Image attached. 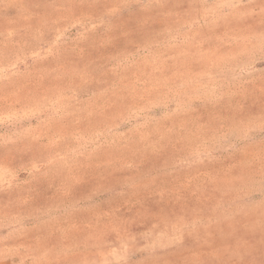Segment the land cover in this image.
<instances>
[{
    "label": "rangeland",
    "instance_id": "1",
    "mask_svg": "<svg viewBox=\"0 0 264 264\" xmlns=\"http://www.w3.org/2000/svg\"><path fill=\"white\" fill-rule=\"evenodd\" d=\"M0 264H264V0H0Z\"/></svg>",
    "mask_w": 264,
    "mask_h": 264
}]
</instances>
